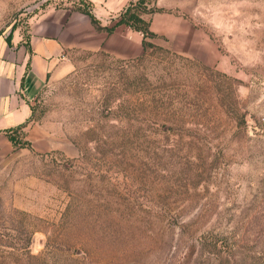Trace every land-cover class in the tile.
Returning <instances> with one entry per match:
<instances>
[{"label":"rangeland","instance_id":"1","mask_svg":"<svg viewBox=\"0 0 264 264\" xmlns=\"http://www.w3.org/2000/svg\"><path fill=\"white\" fill-rule=\"evenodd\" d=\"M177 1L202 48H80L48 75L34 116L63 149L0 160V264H264V0ZM87 7L0 0V48Z\"/></svg>","mask_w":264,"mask_h":264},{"label":"crops","instance_id":"2","mask_svg":"<svg viewBox=\"0 0 264 264\" xmlns=\"http://www.w3.org/2000/svg\"><path fill=\"white\" fill-rule=\"evenodd\" d=\"M136 1L85 0L99 24L81 10L48 8L34 17L25 41L0 48V160L9 159L19 148L12 137L23 143L21 150L38 154L62 148L55 133L36 120L33 101L48 75L68 64L71 51H104L126 59L145 53L141 31L123 24L109 33L99 26L111 24ZM155 3L164 6L169 2ZM178 5L177 0L171 1L169 10L157 8L149 13L150 28L155 37H169L175 51L194 52L204 45V29L175 13ZM155 17L161 19L163 28H155Z\"/></svg>","mask_w":264,"mask_h":264},{"label":"trees","instance_id":"3","mask_svg":"<svg viewBox=\"0 0 264 264\" xmlns=\"http://www.w3.org/2000/svg\"><path fill=\"white\" fill-rule=\"evenodd\" d=\"M147 5H148V1L146 0H137L136 2H132L127 8H125V10L120 14V16L111 24L106 26H102V25L99 26L107 30L109 33L113 32L118 26L123 24L130 26L135 30L141 31L144 35V46L145 49H147V47L152 44L151 38L155 37V32H153L150 28L151 21L149 19H146L143 14L146 12L151 13L158 10V9L148 10ZM79 10L89 14L93 22L95 24H99L98 19L90 11L89 4L87 8H82ZM12 138L15 144H19L18 147L23 146V143L20 140L16 139L15 137ZM233 261L234 263L238 264V262H236V257L234 258Z\"/></svg>","mask_w":264,"mask_h":264}]
</instances>
